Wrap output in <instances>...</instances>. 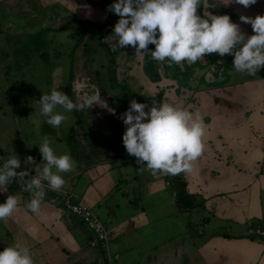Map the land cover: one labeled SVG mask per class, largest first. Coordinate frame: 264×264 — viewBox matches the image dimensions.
I'll use <instances>...</instances> for the list:
<instances>
[{
  "label": "crops",
  "instance_id": "obj_1",
  "mask_svg": "<svg viewBox=\"0 0 264 264\" xmlns=\"http://www.w3.org/2000/svg\"><path fill=\"white\" fill-rule=\"evenodd\" d=\"M52 4L57 6L56 15L49 19L42 8ZM94 4L95 0H0V35L13 31L21 33L17 28L26 31V25L16 27L11 21L13 17L24 15L38 14L39 22L43 18L49 22L48 25L43 21V26H37L38 31L48 26L61 32L67 29L61 20L69 18L96 24V20L87 17L90 9L95 10ZM35 6H39V10ZM221 8L224 14H230L231 21L237 23L246 36H251L254 34L251 25L243 23L240 17L264 15V0H257L248 8L235 3L227 5L226 1L225 7L221 3ZM148 48L155 50V45L150 44ZM82 50L76 56L80 57ZM221 60L223 62L218 63ZM156 62L148 55L136 57L134 48L128 46L110 62V66L116 64V71L109 67L103 82L100 77L95 81L89 71L82 76L71 75L69 95L76 103L98 90L109 108L115 109V115L99 106L85 111L74 110L75 119L80 117L81 122L75 120L65 137L49 139L50 146L55 145L52 148L57 149L59 155L71 156L69 134L74 135L75 146L81 153L75 171L61 174L65 185L60 191L45 189L40 215L26 211L27 216L22 206L30 200L16 196L18 210L4 220L5 240L10 241V244L5 242L8 246L28 247L34 264H102L98 263L101 259L106 264H264V240L247 235L249 225L264 230V68L254 76L232 71L229 81H220L226 72L219 69L217 75L213 67H221L228 61L226 55L213 54L207 62L204 60L205 66L189 70L187 86H184L190 88L188 90L174 86V82L181 84L172 78L174 74L186 78L180 76L185 72L183 66L168 64L171 74L168 77L163 66H157ZM111 71H114L113 77L109 74ZM204 74L206 78H202ZM151 99L199 111L203 119L204 152L193 163L190 173L180 174L191 200L188 209L178 205L177 190L170 183L169 175L152 176L140 172L136 158L128 155L123 146L126 126L120 119L121 114L130 107L132 100L146 104L145 111H148L153 106V102H148ZM91 135L96 138L91 139ZM28 138H18L20 146L15 150L2 151L0 148V164L15 155L21 161L18 172L35 171L34 166L25 161L32 156L36 164L42 162L38 148L42 142H27ZM89 144H97L100 150L98 147L89 149ZM13 183L20 187L19 183ZM61 193H69L73 202L88 207L108 232V248L102 253L90 246L93 234L61 205L58 199ZM137 195L145 199L144 204L140 205ZM4 196L7 197L6 192ZM152 201H156L153 206ZM157 212L161 213L160 220L155 216ZM181 216L197 221L202 218L203 226H199L198 231H190L189 236L185 234L187 237L180 244L174 232ZM164 219H169L166 220L169 224H166L167 232L159 237V248L152 246L153 243L146 246L147 240L144 246L136 241L140 228L151 224L150 228L154 229L152 227ZM190 222L187 228L192 230ZM164 240L172 242V246L164 244ZM114 255L117 258L107 262ZM58 256L65 258L60 261Z\"/></svg>",
  "mask_w": 264,
  "mask_h": 264
},
{
  "label": "clouds",
  "instance_id": "obj_2",
  "mask_svg": "<svg viewBox=\"0 0 264 264\" xmlns=\"http://www.w3.org/2000/svg\"><path fill=\"white\" fill-rule=\"evenodd\" d=\"M233 3L248 8L257 0H228L227 5ZM210 7L208 0H116L108 11L118 15L119 20L103 43L112 51L131 46L136 57L148 55L161 65L165 62L169 65L195 64L203 62L208 54L232 55V67L236 72L256 75L264 68V15L240 17L243 23L251 25L254 33L246 36L229 15H214L207 11ZM198 8L205 9L202 16ZM150 44L155 45V50L148 48ZM37 103L40 114L52 128H59L67 120L66 115L56 112L58 107L72 112L99 106L115 115V109L109 108L98 90L85 96L82 102L73 103L67 94L53 88ZM147 107L132 100L120 116L126 126L122 142L127 154L136 158L140 172L152 176L190 173L205 147V128L199 111L192 112L166 100L153 102L145 111ZM50 144L45 136L38 147L42 156L40 164H36L32 156L26 158L25 163L34 166L35 175L28 170L18 172L21 161L15 155L0 165V193L7 192L13 182L19 183L22 191L30 194L26 211L37 215L42 212L45 189L60 191L65 185L61 174L76 168L69 154L57 155ZM18 206L17 197L8 195L6 201L0 203V221L11 217ZM0 264H34V260L28 247L15 244L0 251Z\"/></svg>",
  "mask_w": 264,
  "mask_h": 264
},
{
  "label": "rangeland",
  "instance_id": "obj_3",
  "mask_svg": "<svg viewBox=\"0 0 264 264\" xmlns=\"http://www.w3.org/2000/svg\"><path fill=\"white\" fill-rule=\"evenodd\" d=\"M95 1V10L90 9L87 13V17H90V19H93L94 21L96 20V24H87V22L77 20L73 21L69 18L67 20H61V24L65 23L67 25V29H64L61 32L55 30L54 32L49 29L48 26L42 28L41 31H38L36 30L37 26L43 21L47 22V20L43 18L44 16L41 14L43 19L41 18L42 21L39 22L37 20L38 14L36 13L37 16L24 15L22 18L12 16L13 19L11 21H14L13 24L16 27L26 25V31L17 28L21 33L16 34V32L13 31L12 34L4 32L5 34L3 36L0 35V148L2 151L15 150L20 146L16 141L18 138L28 136L29 138L27 139V142L36 140L35 142L40 144V142H42L41 138H44L39 137L41 135L47 136L49 139L59 136L65 137L69 132L68 128L72 126L76 120L74 110L72 112H64L62 108L58 107L56 112L66 115L67 120L62 122L59 128H52L46 123V117L42 116L39 112L40 106L37 102L41 99L42 95L50 94L51 90L55 88L67 94L69 99L72 100L73 103H76L73 96L69 95L70 90H67L66 88L67 84L73 81L71 80V74H73L74 77L75 75L82 76L83 73L89 71L91 77H93L95 81L99 80L100 77V80L103 82L107 73L106 71H108L109 67L112 68L111 70L115 68L114 71H116V64L111 66L109 64L114 59H117V54L119 52L126 51L127 47L118 51H112L110 46L103 43L104 38L113 33L114 25L119 20L118 15L108 11L111 2L115 3L116 0ZM226 1L228 2V0H208V4L211 7L208 8L207 11H210L214 15L221 14L230 16V14H224L222 12L223 9L221 8V3L222 6L225 7ZM88 2H90V0H88ZM217 2H220V4ZM55 7L57 6L53 4L43 7L44 15L47 18L55 17ZM35 9L39 10V6H35ZM204 11L205 9L203 8H198L197 10L200 15H203ZM83 13L85 12L81 11V14ZM69 23L71 24L68 25ZM47 24L49 25V22H47ZM41 26H43V24H41ZM94 28H96V30ZM93 34L94 36L92 37ZM80 49L84 50H82L79 57L76 56V54ZM209 57H213V54L205 55L203 62L204 60L207 62ZM226 60L228 63L225 65L221 67H213L217 75L219 74V69L223 70V73L224 71L226 72V75L220 81H226L227 79L229 81L230 73L235 71L232 67L234 57L226 54ZM203 62L198 61L195 64L184 62L183 64L178 65L180 67L183 66L185 69L184 74H181L180 76H186V78H180L176 74H174L175 76L172 75V78L176 79L179 84H181L177 85L176 82H174V86L184 89V86H187L185 84L188 79L187 74L188 72H191L189 70L197 68V66L199 68L205 66ZM156 63L157 66H160L159 62ZM165 63L168 65L167 62ZM165 63L162 65L164 73L170 77L171 74L168 70L169 65L165 68ZM102 64L105 65L104 68L101 67ZM173 67L176 68V66ZM84 68L86 70H84ZM156 75L159 76L158 73ZM202 78H206V75H202ZM185 89L190 90V88ZM145 93L148 94L149 92L147 91ZM148 102H154V99H151ZM18 103H20V105H18ZM95 138V135H91V139L94 140ZM53 142L55 143V141ZM54 146L55 145L52 147ZM57 146L60 148L61 145L57 144ZM96 147H98V149L100 148L97 144H89L88 146L89 149H95ZM54 151L57 155L61 154L57 149H54ZM38 156L40 155L38 154ZM32 171L34 170L32 169ZM4 194L5 192L0 193V203L6 201L5 198L7 197H5ZM6 195L18 196L21 199L25 198V201L30 200V194L22 191L20 187L14 183L8 186ZM1 198L4 199L2 200ZM137 199L141 202L140 205L145 203V199L141 196H138ZM27 203L28 201L22 206V211L25 210L26 214L25 205ZM155 203L156 201H152L151 206ZM122 210L126 211L124 208H122ZM27 216L29 215L27 214ZM155 216L160 220L161 213L157 212L155 213ZM172 217L174 218V216ZM190 218L181 216L176 225V231L174 234H177L178 236L175 240L180 244L187 237L185 234L189 236L190 231H198L200 228L199 226H201V228L203 226L202 218L199 221ZM166 220L169 219L159 221L158 224H155L156 226L152 227L154 229L150 228L151 224L148 227L140 228L136 233L139 235V238H137L136 241L144 246L145 241L147 240L146 246H150V243H153L152 246L159 248L161 246V240L159 237L164 234V231L167 232V230H165L166 224L169 223H166ZM189 222L191 223L192 230L187 228ZM195 223H199V225L195 226ZM160 228L162 229L160 230ZM53 229H51V231H53ZM2 242H4L5 245H3ZM5 242H9L10 244L9 240H5L3 220L0 221V251H3L4 248L8 246ZM164 244L172 246V242L165 240ZM47 253H49V250L47 251L46 248V254ZM64 258V256H58L60 261H63Z\"/></svg>",
  "mask_w": 264,
  "mask_h": 264
},
{
  "label": "built area",
  "instance_id": "obj_4",
  "mask_svg": "<svg viewBox=\"0 0 264 264\" xmlns=\"http://www.w3.org/2000/svg\"><path fill=\"white\" fill-rule=\"evenodd\" d=\"M31 175H35V171H29ZM61 205L76 219L82 222L83 225L93 234V240L90 242L92 248H98L100 252L108 248L109 235L104 229L102 224L99 222L97 217L93 212L86 206L80 203H75L72 201L71 195L69 193H61L60 197ZM247 235L251 237H258L264 240V230L259 226L249 225L247 230ZM117 258L114 255L112 258H108L107 262H112ZM98 263L106 264L104 259L98 261Z\"/></svg>",
  "mask_w": 264,
  "mask_h": 264
},
{
  "label": "trees",
  "instance_id": "obj_5",
  "mask_svg": "<svg viewBox=\"0 0 264 264\" xmlns=\"http://www.w3.org/2000/svg\"><path fill=\"white\" fill-rule=\"evenodd\" d=\"M133 48V47H131ZM114 72V71H113ZM113 72L111 71L109 74H111V76L113 77ZM72 75V74H71ZM72 79V76H71ZM71 81V80H70ZM113 84V83H112ZM113 86H117L116 83L113 84ZM123 90H128L126 86H121ZM67 90H70L71 88V83L69 82V84H67L66 86ZM77 123L81 122L80 117L78 119H76ZM69 144H71V157L72 159L77 163L78 162V157L81 155V153H79V151H77V148L75 146V142H74V135H72V133L69 134ZM181 175H175V176H168V179L170 181L171 184H173V187L175 190H177V203L178 205L183 208V209H188L190 208V204H191V200L189 199V194L185 191V184L183 183L180 177ZM179 179V180H178Z\"/></svg>",
  "mask_w": 264,
  "mask_h": 264
},
{
  "label": "flooded vegetation",
  "instance_id": "obj_6",
  "mask_svg": "<svg viewBox=\"0 0 264 264\" xmlns=\"http://www.w3.org/2000/svg\"><path fill=\"white\" fill-rule=\"evenodd\" d=\"M200 15V14H199ZM202 15V14H201ZM168 66V65H167Z\"/></svg>",
  "mask_w": 264,
  "mask_h": 264
},
{
  "label": "water",
  "instance_id": "obj_7",
  "mask_svg": "<svg viewBox=\"0 0 264 264\" xmlns=\"http://www.w3.org/2000/svg\"><path fill=\"white\" fill-rule=\"evenodd\" d=\"M1 165V164H0Z\"/></svg>",
  "mask_w": 264,
  "mask_h": 264
}]
</instances>
